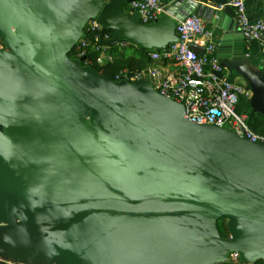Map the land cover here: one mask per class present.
Returning <instances> with one entry per match:
<instances>
[{
  "label": "water",
  "instance_id": "water-1",
  "mask_svg": "<svg viewBox=\"0 0 264 264\" xmlns=\"http://www.w3.org/2000/svg\"><path fill=\"white\" fill-rule=\"evenodd\" d=\"M213 1L224 5L170 0L143 21L130 0H0V258L264 261V144L188 119L152 77L111 78L69 55L91 18L112 33L103 44L149 51L191 12L222 30L216 53L231 65L244 38L227 0ZM245 78L264 114V75Z\"/></svg>",
  "mask_w": 264,
  "mask_h": 264
},
{
  "label": "built area",
  "instance_id": "built-area-1",
  "mask_svg": "<svg viewBox=\"0 0 264 264\" xmlns=\"http://www.w3.org/2000/svg\"><path fill=\"white\" fill-rule=\"evenodd\" d=\"M233 11V17L239 25L243 38L247 41L264 39V17L252 20L247 11L245 0H227ZM218 3V8L223 7ZM129 6L137 9L141 20L149 21L158 17L164 10L162 0H130ZM96 18L87 21L84 30H99ZM178 39L160 49L149 50L152 63L128 72L122 68L115 78L136 79L152 77L155 89L160 93L180 101L184 106V115L195 122L213 123L226 126L238 135H245L253 141L264 144V133L254 131L247 122V114L235 110L240 95L250 97L251 90L246 85L229 78L216 53L217 44L212 40L211 28L203 17L195 13H187L176 21ZM110 35H95L92 45L98 51L96 61L103 64L113 59L108 45L101 38ZM90 41L82 36L76 44L75 56L81 57L84 64H91L86 59L87 45ZM191 42L202 46L197 53ZM124 45V41H120ZM1 45V43H0ZM161 62H173L178 66L175 72H165ZM238 258L237 252L230 254Z\"/></svg>",
  "mask_w": 264,
  "mask_h": 264
},
{
  "label": "trees",
  "instance_id": "trees-1",
  "mask_svg": "<svg viewBox=\"0 0 264 264\" xmlns=\"http://www.w3.org/2000/svg\"><path fill=\"white\" fill-rule=\"evenodd\" d=\"M206 1V0H203ZM207 25L208 22L206 23ZM108 35H111V31H106ZM100 34L99 30H84V38L87 39L89 44L87 45L86 59L98 69L100 72L106 74L111 78H115V75L122 69L126 68L128 72L142 68L152 63L149 56V51L137 48L135 45L124 41V45H120V42H114L108 45V51L113 54V59L103 64H98L96 56L98 51L94 49L92 43L94 42L95 35ZM119 51L121 54H119ZM76 45L70 50L69 55L75 56ZM230 77H232L230 75ZM235 110L247 114V122L249 126L256 132L264 133V114L250 104L249 98L240 95L235 105ZM226 216H221L217 219V227L219 233L223 236H228V230L226 227ZM216 264H264L261 258H257L253 261L239 262L238 258H228L222 262Z\"/></svg>",
  "mask_w": 264,
  "mask_h": 264
},
{
  "label": "crops",
  "instance_id": "crops-1",
  "mask_svg": "<svg viewBox=\"0 0 264 264\" xmlns=\"http://www.w3.org/2000/svg\"><path fill=\"white\" fill-rule=\"evenodd\" d=\"M170 0H162V3H167ZM201 2H208L210 4H218L213 0H200ZM249 17L254 20L256 18L264 17V0H245ZM129 6V4H128ZM130 7V6H129ZM164 8V7H163ZM209 28L212 31V40L218 44L222 30L206 20ZM233 43V42H232ZM119 54L121 52L119 51ZM221 60V59H220ZM231 65L226 66V73L229 78L234 79L250 88L245 76H261L264 75V39L250 40L243 39V52L239 57L230 56L227 58ZM225 62V60H223ZM165 72H175L178 66L173 62H161ZM227 64V63H226ZM230 75L232 77H230ZM251 90V88H250ZM4 264H33L26 261H14L10 258H0Z\"/></svg>",
  "mask_w": 264,
  "mask_h": 264
},
{
  "label": "rangeland",
  "instance_id": "rangeland-1",
  "mask_svg": "<svg viewBox=\"0 0 264 264\" xmlns=\"http://www.w3.org/2000/svg\"><path fill=\"white\" fill-rule=\"evenodd\" d=\"M229 258H233V256L230 255ZM233 259H234V258H233Z\"/></svg>",
  "mask_w": 264,
  "mask_h": 264
}]
</instances>
